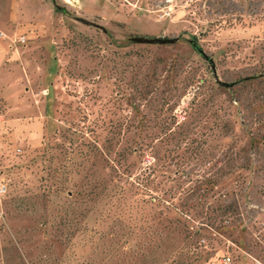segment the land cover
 <instances>
[{"label":"rangeland","instance_id":"obj_1","mask_svg":"<svg viewBox=\"0 0 264 264\" xmlns=\"http://www.w3.org/2000/svg\"><path fill=\"white\" fill-rule=\"evenodd\" d=\"M0 33V264H264V0H0Z\"/></svg>","mask_w":264,"mask_h":264},{"label":"water","instance_id":"obj_2","mask_svg":"<svg viewBox=\"0 0 264 264\" xmlns=\"http://www.w3.org/2000/svg\"><path fill=\"white\" fill-rule=\"evenodd\" d=\"M176 37L174 36H156V35H151V36H144V35H140V34H135L131 37L132 40H137V41H146V42H150V41H157L160 43H164V42H172L174 41ZM192 45L193 47L197 50V52H199L201 55H203L204 57H206V54L202 51V49L200 48L199 44L196 43L195 41H192ZM208 60H211L210 57H208ZM212 67V65H211Z\"/></svg>","mask_w":264,"mask_h":264},{"label":"crops","instance_id":"obj_3","mask_svg":"<svg viewBox=\"0 0 264 264\" xmlns=\"http://www.w3.org/2000/svg\"><path fill=\"white\" fill-rule=\"evenodd\" d=\"M17 57V50L13 49L10 45L5 43V40L1 38V33H0V64H3L2 62L5 60V64H9L15 61V58ZM9 119L6 118L5 123Z\"/></svg>","mask_w":264,"mask_h":264},{"label":"trees","instance_id":"obj_4","mask_svg":"<svg viewBox=\"0 0 264 264\" xmlns=\"http://www.w3.org/2000/svg\"><path fill=\"white\" fill-rule=\"evenodd\" d=\"M192 41H195L196 43H197V41L195 40V39H192ZM194 48V47H193ZM194 246H196V245H194ZM192 252H195L194 254L196 255L195 256V258H197L198 257V255H200V251L199 250H197V251H192Z\"/></svg>","mask_w":264,"mask_h":264},{"label":"built area","instance_id":"obj_5","mask_svg":"<svg viewBox=\"0 0 264 264\" xmlns=\"http://www.w3.org/2000/svg\"><path fill=\"white\" fill-rule=\"evenodd\" d=\"M4 190V184H0V192ZM228 259V257H227Z\"/></svg>","mask_w":264,"mask_h":264}]
</instances>
